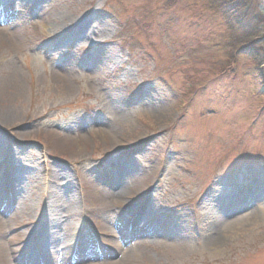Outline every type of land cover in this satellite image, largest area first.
Instances as JSON below:
<instances>
[{
    "label": "rangeland",
    "instance_id": "374dc122",
    "mask_svg": "<svg viewBox=\"0 0 264 264\" xmlns=\"http://www.w3.org/2000/svg\"><path fill=\"white\" fill-rule=\"evenodd\" d=\"M8 1L0 215L17 212L20 224L3 242L31 231L9 245L31 251L17 261L55 248L67 211L75 239L100 258L60 254L61 264L119 261L129 249L132 264H264V65L216 47L208 0ZM111 190L108 226L88 207ZM37 222L45 230L31 240Z\"/></svg>",
    "mask_w": 264,
    "mask_h": 264
},
{
    "label": "bare ground",
    "instance_id": "6f19581e",
    "mask_svg": "<svg viewBox=\"0 0 264 264\" xmlns=\"http://www.w3.org/2000/svg\"><path fill=\"white\" fill-rule=\"evenodd\" d=\"M19 1V0H18ZM21 2H23V0H21ZM20 2V3H21ZM11 1L9 0L6 5L7 7L9 8V10L11 9ZM22 5H20V9H21ZM14 16V15H13ZM59 28V27H58ZM14 84H19V80L16 78L14 79ZM99 134H102V131H99ZM91 137V135H90ZM104 138H108V137H104ZM1 161V160H0ZM63 190H65L63 188ZM66 191V190H65ZM96 191H98L95 187L93 186H90L87 190V193L88 194H96ZM125 191V194H126V197H129L131 196L132 194V189H124ZM138 190L134 191V193H136ZM117 195V192H114L113 190H111L109 193L106 192V198H104L105 200H108V202L104 203L102 198L96 200V201H92V205L90 207H88V212L92 213V214H96V216H104L105 217V221H106V224L109 226L110 224V220L109 222H107V216L106 214L108 215V219H111V222H114L115 219H116V215H112L114 214L112 212V214L109 212V211H112L110 209H112L113 207H115V197ZM70 198L71 197H66V199L68 201H70ZM112 201V202H111ZM23 201L20 200L18 202V206L17 208H21L24 207L25 208V211H28V209H31L30 206H31V202L29 201H24V204L22 203ZM18 208V209H19ZM108 209V210H107ZM106 211V213H105ZM252 215V214H251ZM250 216H247L246 219H240L239 217L236 219V222L233 221L232 223H237V225L241 224V223H246L250 217ZM262 215H264V211H262L261 213H259V216L262 217ZM72 216L69 212L67 211H64V215H63V218H64V222L62 224V227L61 225L59 224L58 225V230L56 232H54L53 234L57 236L56 237H51L49 239H53L52 242L55 243V248H53L52 250L48 249L46 250L45 254L44 255H38L36 258H32L28 260L29 263L27 264H38L39 262L41 264H61L60 262H58V258L60 257V254L63 258V260L65 259H69L71 255H74L72 257V260H75V257L77 258H84L86 259V257H96V258H100V253L98 252V250L92 248V247H89V246H83L81 244V241L78 243V240L75 239V233H76V230L78 229H81L79 223L75 220L73 221H69L71 220V217ZM46 218L48 220L49 219V214L46 212ZM17 219H18V214L17 212H15L14 214V217H10V218H5V217H2L0 215V264H20L17 260H21V258H24L26 260V257L27 255L31 252V251H28L26 254L22 255L23 257H17V256H14V253L16 251H14L13 249H11L9 247L10 244H15V243H19L21 241L22 238H27L28 240H30V232L31 231H26L25 233L23 232L21 234V232H19L18 234H16L13 238V240H9L7 239L6 242H3V240L5 239L6 235H7V231H15V230H18L19 229V226L20 224L18 223L17 224ZM68 219V220H66ZM66 220V221H65ZM91 220H87L86 223L88 224H91L90 222ZM65 222H69L68 224ZM39 222H37V224H34V232L33 234H31V240L33 239V237H35L34 234H40V231H43L45 230V226L43 227V224L41 226L38 225ZM228 223V220H224V224L227 225ZM102 224V228H101V231L106 235V236H111V235H115L117 237V234L115 232H112L110 231L109 227H107V225L105 223H101ZM76 225H79L78 228H76L75 226ZM66 226V230L63 231L64 227ZM67 227H70L69 229ZM75 232V233H74ZM113 233V234H111ZM145 233V231H144ZM56 238H59L58 241H56ZM61 239V241H59ZM70 240H73L75 243H73L72 245H68V242ZM28 243H30V245L32 244L31 241H29ZM44 244H46L47 246L49 247H52L51 244H49L48 242H44ZM136 248H137V245H136ZM70 249H71V254H70ZM120 246L117 245L115 247V251L118 252L120 250ZM21 250L20 248H18V251ZM31 250V249H30ZM100 250H102V255H104L105 253L108 254L109 250L107 249V247H101ZM114 251V252H115ZM132 252H133V249H129L128 251H126L124 254H123V257L121 258V260L117 261H109V260H105V259H102V261H88V262H84L85 264H132V259H131V256H132ZM43 253V252H42ZM135 253H138V250H135ZM101 255V256H102ZM109 256V255H108ZM106 256H104L105 258ZM109 258V257H107ZM25 263V262H24ZM22 263V264H24Z\"/></svg>",
    "mask_w": 264,
    "mask_h": 264
},
{
    "label": "trees",
    "instance_id": "16d2710c",
    "mask_svg": "<svg viewBox=\"0 0 264 264\" xmlns=\"http://www.w3.org/2000/svg\"><path fill=\"white\" fill-rule=\"evenodd\" d=\"M217 21L216 47L228 59L264 65V0H208ZM197 91V89L195 90Z\"/></svg>",
    "mask_w": 264,
    "mask_h": 264
}]
</instances>
